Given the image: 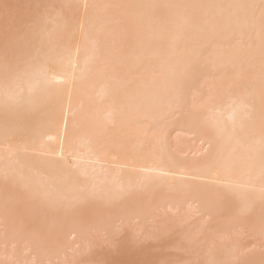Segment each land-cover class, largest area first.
<instances>
[{
    "label": "bare ground",
    "instance_id": "bare-ground-1",
    "mask_svg": "<svg viewBox=\"0 0 264 264\" xmlns=\"http://www.w3.org/2000/svg\"><path fill=\"white\" fill-rule=\"evenodd\" d=\"M248 2L0 0V264H264Z\"/></svg>",
    "mask_w": 264,
    "mask_h": 264
},
{
    "label": "snow or ice",
    "instance_id": "snow-or-ice-1",
    "mask_svg": "<svg viewBox=\"0 0 264 264\" xmlns=\"http://www.w3.org/2000/svg\"><path fill=\"white\" fill-rule=\"evenodd\" d=\"M4 7L7 8L8 5H4ZM214 7H220V8L226 9L228 10L229 14H231V11L233 9L240 10L243 12L245 18H247L250 15L251 18L254 19L256 16V13H259L262 26H264V0H259V3L248 2V3L218 5ZM12 38H13V33L11 32L10 27H6L5 33H4V39L6 42V48H5L6 52H7V44Z\"/></svg>",
    "mask_w": 264,
    "mask_h": 264
}]
</instances>
